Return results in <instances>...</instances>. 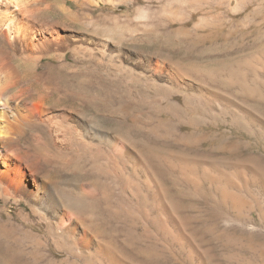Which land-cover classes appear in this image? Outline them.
<instances>
[{
  "label": "rangeland",
  "instance_id": "obj_1",
  "mask_svg": "<svg viewBox=\"0 0 264 264\" xmlns=\"http://www.w3.org/2000/svg\"><path fill=\"white\" fill-rule=\"evenodd\" d=\"M50 2L45 16L96 43L21 60V84L96 121L102 142L60 125L63 149L47 127L21 144L61 203L66 179L101 182L93 221L57 227L93 241L2 198L0 264H264V0Z\"/></svg>",
  "mask_w": 264,
  "mask_h": 264
},
{
  "label": "bare ground",
  "instance_id": "obj_2",
  "mask_svg": "<svg viewBox=\"0 0 264 264\" xmlns=\"http://www.w3.org/2000/svg\"><path fill=\"white\" fill-rule=\"evenodd\" d=\"M50 9V0H0V199L20 197L33 201L45 212L39 215L53 224L56 232L71 234L86 246L93 241L88 238L89 230L86 228L76 234V227H57L63 224L65 213L68 212L76 226L80 225L81 228L87 219L93 221L101 182L94 176L91 178V188L86 189L77 180L66 179L67 186L60 190L65 196L61 203L55 197L57 182L29 163L31 147L28 145V149L21 144V140L34 133L31 131L35 128L47 127V136L53 139L52 143L57 141L55 146L63 149L67 139L59 137L60 125L72 128L80 136L89 135L95 147L102 142L96 121L80 114L74 115L65 107L56 108L47 103V91L30 92L28 86L21 84L18 69L21 60L34 59L41 62L46 57H55L65 62L72 42L96 43L91 37L73 33L63 24L45 16ZM108 146L113 149L115 142L109 141ZM134 164L140 169L139 173L144 171V179L150 183V170L143 169L145 163L136 160ZM79 175L82 176V173ZM109 206L113 210L111 203ZM43 250V247L34 249L33 257L40 260L44 255Z\"/></svg>",
  "mask_w": 264,
  "mask_h": 264
}]
</instances>
